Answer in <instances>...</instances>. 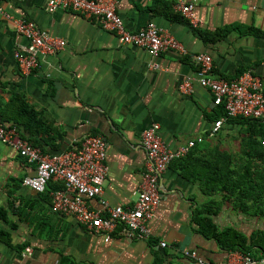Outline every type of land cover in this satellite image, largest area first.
Wrapping results in <instances>:
<instances>
[{
	"label": "crops",
	"instance_id": "crops-1",
	"mask_svg": "<svg viewBox=\"0 0 264 264\" xmlns=\"http://www.w3.org/2000/svg\"><path fill=\"white\" fill-rule=\"evenodd\" d=\"M177 1L116 0V11L128 30L153 21L183 49L151 56L144 48L119 43L95 17L70 9L50 12L46 0H0L6 12L65 39L63 49L44 55L36 69L22 73L13 52L27 39L16 31L13 20L0 15V113L5 125L18 118L15 98L21 96L43 110L45 128L37 142L45 153L73 148L86 134L103 136L107 173L102 198L110 206L132 207L138 197L146 161L140 135L147 126L157 123L170 149L203 138L192 156L172 160L162 173L160 201L148 221L150 237L130 238L119 225L108 241L72 215L51 210L57 182H50L42 193L23 186L22 179L35 174V164L0 143V264H191L185 249H195L209 261L225 260L227 253L203 237L192 220V210L206 201L192 176V159L215 147L239 156L248 124L242 118H226L210 136L213 121L224 114L222 107L213 105L209 90L197 83L190 94L181 93L179 86L196 70L193 56L199 52L211 56L217 76L231 79L240 70L252 69L264 83V0H200L195 28L177 9ZM229 24L253 26L263 35L234 31L210 39ZM15 125L25 138V128ZM89 204L105 212L99 197ZM212 217L217 227L232 226L246 236L257 229L264 232V216L237 213L230 203H223ZM162 240L165 247L159 246ZM25 247L31 254L22 255Z\"/></svg>",
	"mask_w": 264,
	"mask_h": 264
},
{
	"label": "built area",
	"instance_id": "built-area-1",
	"mask_svg": "<svg viewBox=\"0 0 264 264\" xmlns=\"http://www.w3.org/2000/svg\"><path fill=\"white\" fill-rule=\"evenodd\" d=\"M200 0H178L177 9L193 28L199 25L195 5ZM46 9H70L87 17H95L102 29L112 31L118 42L144 48L151 56H157L169 49L183 50L179 41L158 27L153 21L135 31L128 30L116 11V0H46ZM0 15L13 20L16 31L27 39V44L13 52L18 69L30 73L39 66L44 55L54 54L65 46V39L52 36L40 29L32 20L15 17L0 5ZM197 65L193 75L185 78L179 89L190 94L194 83L209 90L212 103L221 106L223 116L214 120L209 135H215L226 118H250L264 120V83L252 69H246L237 77L225 79L212 72L211 56L196 53ZM158 67L157 64H152ZM159 125L152 123L140 135V145L145 151V170L138 185V197L132 207L110 206L102 198L103 183L107 173L106 141L99 134H86L73 148L59 153H45L39 147L20 136L15 124L5 125L0 119V143L17 150L20 156L35 164L34 175L25 176L22 185L42 193L49 181L60 182L61 189L51 192L50 208L59 214L72 215L86 228L103 234L108 241L115 229L122 225V231L130 238L146 239L151 229L148 221L160 201L159 180L169 163L189 153L190 149L203 140L202 137L188 140L175 149L168 148L158 134ZM264 146V135L260 138ZM99 197L102 210L91 208L89 201ZM160 247L166 242L160 241ZM25 247L22 255L31 254ZM183 254L191 264H264V256L256 259L240 251H230L224 261H209L195 249H185Z\"/></svg>",
	"mask_w": 264,
	"mask_h": 264
},
{
	"label": "trees",
	"instance_id": "trees-1",
	"mask_svg": "<svg viewBox=\"0 0 264 264\" xmlns=\"http://www.w3.org/2000/svg\"><path fill=\"white\" fill-rule=\"evenodd\" d=\"M234 31L240 35H263L253 26L229 24L217 29L210 39L215 40ZM16 98L19 116L15 119V123L11 124H21L27 132L25 138L45 152L41 143L37 142L40 139L38 136L45 128L42 118L43 110H36L21 96ZM0 119L3 124L6 123L1 113ZM242 119L247 122L248 128L245 129L240 143L239 156L219 147L207 149L202 156H193L192 176L199 181L200 191L206 196V201L192 210V220L203 237L213 239L226 253L240 251L259 259L264 256L262 230H254L246 236L232 226L217 227L212 217L219 212L223 203H230L234 211L243 215L264 216V146L260 143V138L264 135V120ZM21 137L24 135L21 134ZM195 150L194 145L185 157L192 156ZM50 182L52 181H49L47 185ZM61 188L60 182L52 186L53 190ZM157 262L155 264H158Z\"/></svg>",
	"mask_w": 264,
	"mask_h": 264
}]
</instances>
